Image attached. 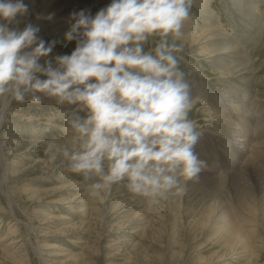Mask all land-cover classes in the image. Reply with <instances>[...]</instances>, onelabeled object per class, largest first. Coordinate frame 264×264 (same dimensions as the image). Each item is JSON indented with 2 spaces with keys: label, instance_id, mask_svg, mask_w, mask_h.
<instances>
[{
  "label": "rangeland",
  "instance_id": "1",
  "mask_svg": "<svg viewBox=\"0 0 264 264\" xmlns=\"http://www.w3.org/2000/svg\"><path fill=\"white\" fill-rule=\"evenodd\" d=\"M199 1L192 0L184 28L213 20L210 25L214 23L241 54L257 62L254 76L264 74V0H241L245 4L240 9L230 0H203L211 18ZM24 2L29 17L17 18L9 27H38V41H45L46 46L55 42L49 56L39 63L49 60L56 67L55 58L70 55L76 46L75 40H65L73 14L83 10L95 15L111 0ZM159 39L150 38L144 50L155 47ZM178 43L183 48L177 54L181 68L193 86L190 118L202 131L195 151L210 171L231 175L243 167L237 147L246 143L251 151L264 150V83L252 91L238 78L226 79L210 59L193 52L197 46L189 48L183 37ZM198 76L202 82L196 89L193 78ZM37 95V103L28 94L23 103L13 101L6 109L0 108V264H264V218L254 226L251 221L245 223L243 215L234 214L233 220L247 228L250 250L236 259L235 240L223 241L217 227L202 229L182 207L179 213L167 195L140 198L122 184L92 195L82 176L69 171L60 158L50 161L45 151L53 140L73 147L70 105L50 104L53 98ZM234 128L239 131L233 132ZM263 157L256 163L264 171ZM137 216L143 225L136 222Z\"/></svg>",
  "mask_w": 264,
  "mask_h": 264
},
{
  "label": "clouds",
  "instance_id": "2",
  "mask_svg": "<svg viewBox=\"0 0 264 264\" xmlns=\"http://www.w3.org/2000/svg\"><path fill=\"white\" fill-rule=\"evenodd\" d=\"M191 6L192 0H111L95 15L74 13L65 40L76 46L53 67L39 61L54 41H38L31 24L9 27L27 13L24 0H0V108L28 94L33 103L43 94L75 105L68 119L73 147L53 140L45 151L82 176L94 196L117 184L152 199L179 190L205 167L195 151L202 131L190 118L192 86L177 55ZM153 37L159 42L145 51Z\"/></svg>",
  "mask_w": 264,
  "mask_h": 264
},
{
  "label": "bare ground",
  "instance_id": "3",
  "mask_svg": "<svg viewBox=\"0 0 264 264\" xmlns=\"http://www.w3.org/2000/svg\"><path fill=\"white\" fill-rule=\"evenodd\" d=\"M230 1L233 2V6L237 7V9L242 8L245 4L241 0ZM25 4L27 5V3ZM199 6L210 17L207 13L208 4L200 0ZM23 17L29 16L25 14ZM23 17L17 18L21 19ZM212 21L210 20V23ZM206 23L202 26L197 25V27L191 24L190 27L187 26L188 28L183 29V41L187 42L188 47L197 46L198 48L193 52H199L206 59H210L211 63L226 76V79L228 77L238 78L241 80V83L246 84L252 91L255 87L264 83V74L257 76V78L253 74L256 71L255 66L257 62L250 60L251 58L249 59L243 53L241 54L239 49L229 40L227 34L222 33L220 29H216L214 23L211 25L210 23L206 25ZM185 24L187 25L188 21H185ZM193 79L195 81H193L194 87L197 89L202 80L199 76ZM49 102L50 104L57 103L54 98ZM75 107V105H70L72 110ZM79 115L84 117L86 116V112L81 111ZM211 118L218 119L215 116H211ZM244 126H246V122L243 123ZM232 130L233 132L239 131L237 128ZM236 154L238 159L242 160L243 167L241 166L242 168L233 174H225L226 171L222 172L219 169H211L210 171L209 168L204 167L197 178L187 182L181 181V188L179 190H172L167 196L175 204L174 206L178 208L179 213H181L182 207L185 212H189L195 223L201 224L202 229L217 227V230H220L219 235L224 237L223 241L235 240L233 248L240 247L243 250L240 252L238 248H232V251H235L233 253L236 256L235 258L239 259L240 255L241 257H245L246 253L250 250L247 244L248 241H246L247 236L245 232L247 228L243 224L240 225L239 222L233 220L234 214L243 215L244 222L251 221L254 226H258L259 218H264V171L256 163V159L264 155V150H259V152L256 150L251 151L245 143V146L237 147ZM5 177L6 174H3V178ZM140 198L143 197L140 196ZM234 202L241 208L240 211L234 209ZM7 203L10 205L9 200ZM10 213H13L12 208L10 209ZM135 220L137 223L142 222L140 216H137ZM24 227L27 228L26 223H24ZM28 242L34 254L39 256L38 249L30 242L29 238Z\"/></svg>",
  "mask_w": 264,
  "mask_h": 264
}]
</instances>
